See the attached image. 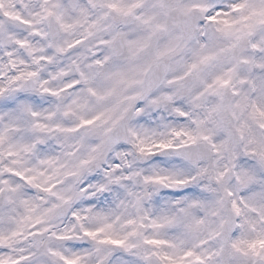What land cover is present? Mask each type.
Segmentation results:
<instances>
[{
  "label": "clouds",
  "instance_id": "9594fccd",
  "mask_svg": "<svg viewBox=\"0 0 264 264\" xmlns=\"http://www.w3.org/2000/svg\"><path fill=\"white\" fill-rule=\"evenodd\" d=\"M262 2L0 0V228L41 220L16 244L30 264H59L48 249L144 264L146 236L197 247L207 264H264L245 243L264 237V24L241 20ZM199 3L236 25L209 22ZM133 227L132 251L100 242Z\"/></svg>",
  "mask_w": 264,
  "mask_h": 264
},
{
  "label": "snow or ice",
  "instance_id": "6c2138e0",
  "mask_svg": "<svg viewBox=\"0 0 264 264\" xmlns=\"http://www.w3.org/2000/svg\"><path fill=\"white\" fill-rule=\"evenodd\" d=\"M112 7H116L115 4ZM195 7L204 13H207L206 19L212 23H218L223 25L225 30L231 31L236 25V21L230 20L227 18L228 14L224 11V6L222 4H217L215 9H211L208 3H199ZM233 11L242 12L248 6L244 3H233ZM51 12V9H48ZM5 16L22 19L19 13H14L12 11H6ZM253 16L257 17L258 23L264 24V2H262L258 7L252 8L251 12L247 15H243L241 20L244 22L249 21ZM24 23L31 24L29 20H25ZM247 27L251 28L252 25L248 24ZM18 43L21 46L27 44V41L20 40ZM13 67H15V61H12ZM24 73H19L18 75L12 76L10 83L13 81L19 80ZM28 75H36L34 72L28 73ZM3 75H0V80H3ZM223 84H227V80L222 81ZM6 91V89L0 86V93ZM47 91V89H46ZM180 135V133H176ZM4 140V135L0 134V142ZM159 147L167 148L170 145L161 143ZM8 173L18 176L24 179L27 183L33 184L36 188L43 189L45 191L49 190L44 188L43 185L35 183V176H26L25 173L18 171L17 169L7 168L5 169ZM175 183H186V181H175ZM10 191H16L15 188H10ZM5 191L4 187H0V194ZM10 199V198H9ZM30 211V210H29ZM239 211V209H237ZM15 224V228L3 229L0 228V264H30L33 259V255L25 248H17L16 244L24 239H31L33 237H38L41 235L42 230L39 228L41 223L40 219H35L31 216L23 217L19 220L15 218H10ZM128 224L135 225L136 221L129 220ZM143 225H141L142 227ZM152 226L154 228L162 229L164 223L161 221H152ZM108 227H111L109 225ZM31 229V231H29ZM43 231H46L43 230ZM105 229H97L96 231H90L85 229V235L96 238L100 236L101 232H104ZM138 235V228L133 227L132 231L123 237H116L112 235L100 237L101 243L111 244L117 247H124L129 251H132L137 247L136 244L130 242V237ZM61 239H71L68 236H61ZM247 250L250 251L255 256L264 255V237H260L251 241H246ZM44 242L41 240H36L35 247L41 248ZM144 244L151 249V252H145L143 256L144 264H149V261L154 256L158 264H207V258L204 253H202L197 247L193 246H184L176 241L163 238L160 236H146L144 238ZM239 247V245H237ZM51 255L58 258L59 264H84L83 257L80 254H68L63 251L56 249L47 250Z\"/></svg>",
  "mask_w": 264,
  "mask_h": 264
}]
</instances>
